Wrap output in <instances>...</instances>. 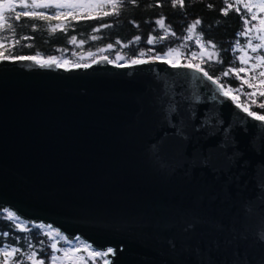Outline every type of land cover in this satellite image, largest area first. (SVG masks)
Returning a JSON list of instances; mask_svg holds the SVG:
<instances>
[{
	"label": "water",
	"instance_id": "water-1",
	"mask_svg": "<svg viewBox=\"0 0 264 264\" xmlns=\"http://www.w3.org/2000/svg\"><path fill=\"white\" fill-rule=\"evenodd\" d=\"M102 56L0 61V210L108 264H264V122L194 69Z\"/></svg>",
	"mask_w": 264,
	"mask_h": 264
},
{
	"label": "trees",
	"instance_id": "trees-1",
	"mask_svg": "<svg viewBox=\"0 0 264 264\" xmlns=\"http://www.w3.org/2000/svg\"><path fill=\"white\" fill-rule=\"evenodd\" d=\"M213 3L214 9H208L206 4ZM152 4V8L147 5ZM187 7L185 10L179 8L172 9L164 0L163 7H155V0H139V5L134 6L125 4L121 13L118 16H96L94 19H86L79 21H70L66 24V30L57 29L55 32L50 30V24L59 23V21H43L31 17H21L19 21H14L8 18V23L13 24V29L0 30V37L4 38L5 54L14 56H34L39 55L44 59L48 57H56L58 61L63 62V52L69 61L68 65L75 63L86 64L100 55H106L110 60H115L117 53L124 57L119 62H130V59L137 57L141 51L145 53L143 59L149 58L151 55H162L169 48L182 49L186 54L180 56V62L201 63V66L209 72L215 79L219 78V83L225 88H232L235 90L239 87L241 81L234 75L223 76L222 73L229 67H239L240 61L238 59L241 55L239 48L236 47V41L239 40L243 44L246 40L244 36H238L242 30L244 20V12L236 13L230 11L227 17L220 13V8L223 7L221 0H186ZM243 9V5H239ZM16 11H22L17 10ZM43 11V10H42ZM105 11H110L106 8ZM49 15L54 14V10H44ZM7 16V13H6ZM164 16L166 24L171 27V30L176 33L175 36L168 35V37L158 43L148 44L147 40L149 34L152 36H162L164 30L160 29L155 24V20ZM251 14H248L250 18ZM199 17L202 24L197 26L195 33L197 35L203 34L202 39L207 41L211 39L216 45V51L221 59V63L215 60L205 64L202 63L199 56L188 57V48L186 43H192L193 40H184L186 29L188 25ZM136 21L139 27L134 26L131 21ZM145 21H148L147 23ZM257 23V21H253ZM102 24H111V27H100ZM99 29V31H95ZM92 36H97L98 39H91ZM140 36L138 42L129 43L133 37ZM24 37H28L24 39ZM76 37V43H71V38ZM16 40L20 42L15 43ZM83 40L84 43L80 44ZM117 41L120 43L117 44ZM113 44L112 49H108L107 45ZM30 45V47H29ZM233 48H236L233 51ZM104 49V51H100ZM152 50V51H149ZM187 50V51H186ZM92 53V55H89ZM264 54V50H262ZM243 90H246L244 85L239 93L238 103H245V96ZM255 104L249 103L251 110L264 113V110L258 107L259 103L264 98H256ZM15 222L6 220V213L0 210V247L12 246L20 248L22 252L29 251L28 244L31 243L33 250L38 252V257L44 259L46 264L50 261L52 249L50 247L53 239L46 234L45 230L32 227L33 223H28L30 227L29 232L20 231L14 226ZM8 232V236L3 233ZM43 241V244L40 242ZM2 259V257H0ZM13 259H20L14 257ZM101 258H97L95 262L101 264ZM24 264H31L29 261H24Z\"/></svg>",
	"mask_w": 264,
	"mask_h": 264
},
{
	"label": "snow or ice",
	"instance_id": "snow-or-ice-1",
	"mask_svg": "<svg viewBox=\"0 0 264 264\" xmlns=\"http://www.w3.org/2000/svg\"><path fill=\"white\" fill-rule=\"evenodd\" d=\"M172 9H181L185 10L187 7L186 0H167ZM223 7L220 8V13L227 17L230 11L236 13L244 12L242 19L244 24L242 30L237 33L238 36L249 37L253 32L255 36L252 39H247L246 48L250 49L256 55L250 56L245 49V46L240 45V41H236V47L239 48L241 55L238 59L240 61V67H229L226 69L222 75L229 76L234 75L238 80L241 81L238 88L233 90L232 88H225L221 85V90L225 97H230L232 100H238V96L233 95V91L240 92L244 85H247L249 89H252L251 92L245 93L249 97L250 103L255 104L257 102L256 98H264V54H260L258 50L264 49V16H258L259 13H264V0H221ZM125 4H131L134 6L139 5V0H0V30L3 29H13V24L8 23V18L13 19L14 21H19L21 17H31L37 20L43 21H52L56 20L59 23L50 24V30L55 32L57 29L66 30V24L70 21H79L86 19H94L96 16H93V13H96L97 16H118ZM243 5V9L239 5ZM17 6L22 9V11H16ZM164 0H155V7H163ZM148 8H152V4L147 5ZM208 9H214L213 3L206 4ZM108 8L110 11H105ZM37 9H55L54 14L49 15L44 11H37ZM7 13V16H6ZM251 14L250 18L248 14ZM166 18L160 16L155 20V24L158 25L160 29L164 30L162 36H152L149 34L147 40L148 44L158 43L168 37V35L175 36L176 33L171 30V27L166 24ZM253 21H258V23H253ZM146 23L148 21H145ZM131 23L139 27L136 21H131ZM202 24V20L197 17L193 20L187 27L186 32L187 36L183 37L184 40H191L193 33H195L197 26ZM111 24H102L100 27L108 28L111 27ZM99 31V29H95ZM202 33L197 35L196 44L200 46L199 58L202 63H209L210 61L215 60L217 63H221V59L217 54L216 48L217 45L211 40L207 41L202 39ZM28 37H24L27 39ZM91 39H98L97 36H92ZM141 37H133V40L129 43H134L140 41ZM258 42L254 43L253 40ZM19 40H16L15 43H19ZM71 43H76V37L71 38ZM84 41L81 40L80 44H83ZM120 42L117 41V44ZM30 47V45H29ZM113 44H108L107 48L112 49ZM5 49L4 38L0 37V50ZM236 48H233L235 51ZM104 51V49H100ZM152 51V50H149ZM179 48H169L163 56L160 54L149 56L148 60H145L143 57L145 53L141 51L137 57L130 59V65H140L148 63L149 60H163L165 58L167 63H170L173 67H186L189 69H194L200 73H203L208 80L213 81L214 83H219V78L214 80L213 76L209 75V72L201 66V63L188 62L186 64L180 63V57L178 55ZM174 54H177L174 56ZM92 55V53H89ZM193 57L197 54L192 53ZM101 60L107 61L108 63L117 64L118 67H125V64H119L118 61L123 60L124 57L117 53L115 60H109L107 56L100 57ZM34 61L41 66L45 65H57L58 67H65L69 64V61L64 60L63 62L58 61L56 57H48L47 59L42 58L39 55L34 56H14L11 54H5V51H0V61ZM96 59H93L92 63H97ZM251 62V63H250ZM91 65L89 64H72L74 68H88ZM254 72V74H252ZM243 74V75H241ZM238 106L242 108L243 112L247 116L253 118L256 121L264 122V113L251 110L250 106L245 103H239ZM258 107L264 110V100H262ZM2 213H6V220L15 222L14 226L20 231L29 232L31 229L29 225L21 220L16 212L9 210L8 208H3ZM32 227L37 229H42L46 231V234L53 239L54 242L51 243L50 247L52 249V254L50 255V264H82L83 258L78 254L79 248L76 246L67 247V248H57V243L55 238L59 237L60 239H66L62 236L59 230L52 227V225H45L43 223L33 224ZM4 236H8V232L3 233ZM43 244V241L40 242ZM85 249L90 246L85 244L83 245ZM29 251L24 253L20 248L5 246L0 247V264H24V261H29L31 264H46L44 259L38 258V252L33 250L31 243L28 244ZM59 251L62 255H56L55 253ZM112 248H108L106 252H92V256H106L108 253H113ZM14 257H20V259H13ZM104 264H108V261L105 260Z\"/></svg>",
	"mask_w": 264,
	"mask_h": 264
},
{
	"label": "rangeland",
	"instance_id": "rangeland-1",
	"mask_svg": "<svg viewBox=\"0 0 264 264\" xmlns=\"http://www.w3.org/2000/svg\"><path fill=\"white\" fill-rule=\"evenodd\" d=\"M29 2H30V0H29ZM17 10H22L21 8H19V6H17ZM44 11V10H54L55 11V9H37V11ZM257 15L258 16H264V13H259L258 11H257ZM257 23H258V21H257ZM186 35H188V33L186 32ZM255 36V32H253L249 37H246V40H245V42L243 43V44H240L241 46H245V49H246V51L248 52V54L250 55V56H255L256 55V53H253L250 49H247L246 48V42H247V39H252L253 37ZM196 37H197V34L196 33H193V37H192V40H193V42L192 43H186V45H187V52H188V57L189 56H191V54L192 53H196L197 54V56H199V52H200V46L199 45H197L196 44ZM253 42L254 43H256V42H258L257 40H253ZM180 51H179V53H178V55H179V57L182 55V53L183 54H186V52H184L182 49H179ZM262 50H264V49H262ZM262 50H258L259 51V53L260 54H263L262 53ZM167 51V50H166ZM165 51V52H166ZM164 52V53H165ZM163 53V54H164ZM163 54H162V56H163ZM175 55H177V54H174V56ZM101 56V55H100ZM99 57V56H98ZM97 58V57H96ZM95 58V59H96ZM62 59H63V61L64 60H67V57H66V55H65V52H63V56H62ZM166 59H168V58H166ZM89 63V62H88ZM180 63H183V62H180ZM251 63V62H250ZM241 66V65H240ZM239 66V67H240ZM252 74H254V72L252 73ZM241 75H243V74H241ZM246 86V90H243V92H244V96H245V102H246V104H248L249 103V97L247 96V95H245V93H247V92H251L252 91V89H249L248 87H247V85H245ZM241 92V91H240ZM240 92H236V91H233V95H239V93ZM24 221V220H23ZM26 223H27V221H25ZM61 235L62 236H64L62 233H61ZM65 237V236H64ZM54 242V241H53ZM55 242L57 243V248L58 249H60V248H67V247H73V246H76V247H78L79 248V255L83 258V261H82V264H98V262H95L96 260H97V258H101L100 260L102 261L101 262V264H104V261L106 260V256H92L91 255V253L92 252H100V250H96V249H94L92 246H90L87 242H85L84 240H82L81 238H78V237H76V238H74V239H72V240H69V239H60L59 237H56L55 238ZM85 244H87V245H89L90 247L89 248H87V249H85L84 247H83V245H85ZM3 247H5V246H3ZM12 247V246H11ZM56 255H62V253L61 252H59V251H57L56 253H55ZM39 258V257H38ZM40 259V258H39ZM48 264H50V261H49V263Z\"/></svg>",
	"mask_w": 264,
	"mask_h": 264
},
{
	"label": "built area",
	"instance_id": "built-area-1",
	"mask_svg": "<svg viewBox=\"0 0 264 264\" xmlns=\"http://www.w3.org/2000/svg\"><path fill=\"white\" fill-rule=\"evenodd\" d=\"M108 248H110V247H108ZM108 248H107V249H108ZM107 249H106V250H104V251L102 250V251H103V252H106V251H107Z\"/></svg>",
	"mask_w": 264,
	"mask_h": 264
}]
</instances>
